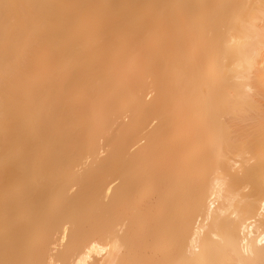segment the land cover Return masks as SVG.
I'll return each instance as SVG.
<instances>
[{
	"label": "bare ground",
	"instance_id": "bare-ground-1",
	"mask_svg": "<svg viewBox=\"0 0 264 264\" xmlns=\"http://www.w3.org/2000/svg\"><path fill=\"white\" fill-rule=\"evenodd\" d=\"M0 264H264V0H0Z\"/></svg>",
	"mask_w": 264,
	"mask_h": 264
}]
</instances>
